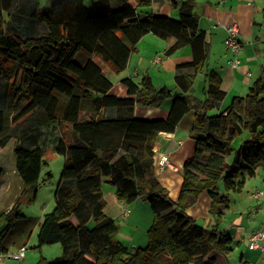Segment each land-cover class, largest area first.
<instances>
[{
  "label": "trees",
  "instance_id": "trees-1",
  "mask_svg": "<svg viewBox=\"0 0 264 264\" xmlns=\"http://www.w3.org/2000/svg\"><path fill=\"white\" fill-rule=\"evenodd\" d=\"M172 1L176 19L141 14L129 0H56L43 10L38 0H0V149L24 119L56 121L68 132L54 145L64 158L61 182L54 191V207L43 214L36 233L37 249L59 243L62 253L50 260L40 256L37 264H217L215 255L232 251V239L220 223L229 193L240 192L246 178L264 166V77L244 95L233 96L226 109L210 114L225 95L221 78L209 71L203 98L190 94L206 64L207 44L194 0ZM149 2L137 0L138 6ZM261 14L264 25V3ZM149 32L175 38L168 52L191 47L192 60L180 66L193 73L176 77L182 92L156 88L149 77L138 83L124 77L125 93L110 94L113 83L93 57L119 73L136 42ZM80 50L84 56L77 61ZM167 98L172 104L164 119L132 114L134 106L158 108ZM191 108L194 150L182 164L174 201L158 180L154 142L159 132H173ZM108 109L121 113L107 114ZM24 137L12 148L22 187L10 209L0 213V222H6L0 253L8 252L6 234L17 222L29 227L24 239L37 223L20 212L18 199L38 182L43 150L34 134ZM2 175L0 167V181ZM103 183L113 187L123 204L148 203L152 221L144 246L119 240L118 222L103 212ZM203 192L209 197V228L186 212Z\"/></svg>",
  "mask_w": 264,
  "mask_h": 264
},
{
  "label": "crops",
  "instance_id": "crops-1",
  "mask_svg": "<svg viewBox=\"0 0 264 264\" xmlns=\"http://www.w3.org/2000/svg\"><path fill=\"white\" fill-rule=\"evenodd\" d=\"M48 1L51 2V0ZM181 1L183 0H177V3ZM129 2L141 14L169 16L175 19L178 17L172 0H150L145 6H138L137 0H129ZM263 3L264 0H194L198 28L204 32V41L207 44V61L205 66L197 72L190 94L203 98L202 91L209 71L215 72L221 78V89L225 93L222 101L209 111L210 114L226 109L233 96L244 95L254 81L264 75V25H261ZM233 22L238 25V38L241 43L240 51L236 55L226 50L223 42L226 37L225 26ZM174 42V37L162 39L151 32L144 34L130 53L126 68L119 73H114L100 58L95 56L93 60L111 81V77L116 79L112 81L110 94L125 93V86L121 83L124 77L137 83L142 78L149 77L156 88L166 87L172 93L182 92L176 77L193 73L192 68L180 66L192 60V49L189 45H184L168 52ZM156 56L159 57L157 61H155ZM234 58H237L238 62L235 67H232ZM171 104L172 98H167L158 108L134 106L132 114L140 119H164ZM194 123L195 110L191 108L181 117L173 132H159L154 142V151L158 161L161 157H166V162L162 168L158 169L164 174L167 185L174 192L180 180L182 164L194 150V141L190 134ZM1 168L3 175L0 181V213L10 209L22 187L14 167L11 168L10 173L4 167ZM102 189L103 212L109 218L117 219L119 227H125V222L131 218L133 206L138 204L139 200L131 204H123L117 200L112 186L103 183ZM258 191H262L263 194L256 197L255 193ZM229 198L230 203L224 209L220 225L231 237L233 248L225 256L215 255L217 264H233L235 256L240 264H264L261 251L249 248L247 244L248 238L255 230H264V166L258 167L254 176L247 177L242 190L238 193H230ZM208 206L209 197L203 192L186 212L195 218L196 222L198 218H201L200 221L203 224L200 225L209 228L212 220L207 213ZM42 213L44 214L45 211ZM43 214L38 217L27 239H24V236L29 227L24 226L23 222H17L15 228L6 234L5 250L13 252L23 246L26 251L21 259L0 258V264L35 262V255H32L34 260H31L33 257L28 254L27 248L31 245L33 250H37L32 238L34 233L36 235ZM14 230L17 232L11 234ZM118 238L119 240L122 238V243L127 246H130V240L134 241L122 232L119 233ZM33 250L31 254L35 252Z\"/></svg>",
  "mask_w": 264,
  "mask_h": 264
},
{
  "label": "rangeland",
  "instance_id": "rangeland-1",
  "mask_svg": "<svg viewBox=\"0 0 264 264\" xmlns=\"http://www.w3.org/2000/svg\"><path fill=\"white\" fill-rule=\"evenodd\" d=\"M53 1L56 0H51V2H49L48 0H38V7L39 9L42 10L47 9L49 8V6ZM83 56H84L83 51L80 50L76 55V60L80 61ZM99 63H101V61H99ZM111 78L113 82L116 80L114 77ZM115 111L114 109L113 110L108 109L107 114L108 112L114 113L115 115L121 113L120 109L117 110L116 112ZM29 122L30 121L28 119H24L20 123H18L16 126L15 133L11 138L10 142L4 148L0 149V166L4 167V169L7 172L9 171L10 173L11 168L14 167V163H13L14 158L12 154L13 144L17 141V139L25 141L26 138L24 136H28L29 134H34L39 146H41L43 150L44 165L38 182L34 186L29 187L28 190L19 197L18 208L20 212L24 214L25 217H32L38 219V217L41 214H43L42 212L44 211L45 213L50 212L54 207L53 195L55 189L61 182L60 173L64 163L63 156L55 152L54 145L62 135L65 138H67L68 132L64 125L57 124L56 121H48L46 119H43L41 121L34 123L32 122L29 123ZM244 137L245 134L242 135L241 137H238L236 139L235 146L238 145L240 139ZM46 171L50 173V177L48 179H46L47 178L45 173ZM156 174L160 183L167 189L169 198L176 201L178 198V193L181 185V176L177 184L176 192H174L172 191V188H170L167 185L164 174L160 173L158 170H156ZM34 191H35V195L33 197ZM230 193H234V192H230ZM132 209L133 211L131 212V218L127 222H125L124 224L125 227L122 226L119 227L120 228L119 233L121 232L125 233L128 236H130V238L134 239L133 242L131 240L129 241L130 246H144V244L146 243V231L149 228L152 221V212L149 208L148 203L143 200H139L138 204L133 206ZM200 220L201 218H198L197 223L203 224ZM5 224H6L5 221L0 222V231L3 229ZM15 226L16 224L11 228V230L14 229ZM16 232L17 230H14L11 232V234H14ZM32 241L37 244L35 233L33 235ZM120 241L122 242V238ZM42 247H43L42 250L41 248L37 250H33L31 245L28 246L27 248L29 251L28 254L31 255V257H33L32 255H35V262L31 264H37L40 256L44 257L46 260H50L61 255L62 253L61 246L59 243L44 245ZM31 250L35 252L31 254L32 253ZM236 258L237 257L235 256L233 264H240L238 259ZM31 260H34V257L31 258Z\"/></svg>",
  "mask_w": 264,
  "mask_h": 264
},
{
  "label": "built area",
  "instance_id": "built-area-1",
  "mask_svg": "<svg viewBox=\"0 0 264 264\" xmlns=\"http://www.w3.org/2000/svg\"><path fill=\"white\" fill-rule=\"evenodd\" d=\"M225 30H226V37L223 41L224 47L226 50L236 55L241 48V43L238 38V34H239L238 25L237 23L233 22L231 24L226 25ZM158 58L159 57L156 56L155 61H157ZM237 62H238L237 58H234L232 62V67H235ZM165 162H166V157L165 156L161 157V159L158 161L159 167L162 168ZM262 194H263L262 191H258L255 193V196L257 197ZM247 244L249 248L259 249L262 255L264 256V230L263 229L255 230L248 238ZM25 251L26 248L22 246L18 250L13 252L0 253V258L8 257L12 259H21L25 256Z\"/></svg>",
  "mask_w": 264,
  "mask_h": 264
}]
</instances>
